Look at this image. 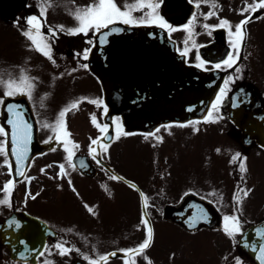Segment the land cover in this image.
Here are the masks:
<instances>
[{
  "label": "flooded vegetation",
  "instance_id": "flooded-vegetation-1",
  "mask_svg": "<svg viewBox=\"0 0 264 264\" xmlns=\"http://www.w3.org/2000/svg\"><path fill=\"white\" fill-rule=\"evenodd\" d=\"M92 2L93 0H54L55 7L48 9L44 31H48V26L56 27L61 24L69 27L75 26L77 21L71 11ZM116 2L123 7L125 0H116ZM248 3H255V0H216L215 8L205 0H201L199 7H196L193 0H163L158 9L160 14L173 25L185 23L192 12L197 14L200 22L195 24V33L189 40L190 50L184 56L186 63L195 67L198 63L197 53L206 61H218L227 52L232 51L227 28L206 29L203 24H218L222 18H227L234 26L245 16L252 17L243 26L246 35L237 61V64L241 66L240 74L234 72L237 65L226 71L214 69L213 63H207L205 69L197 67L205 72L218 74L222 80L221 86L228 75L236 76L230 85V91L224 98L220 120L201 121L199 124L193 123L192 125L170 123L165 124L164 127L158 126L149 132H131L126 136L121 135L118 139L105 140L100 130L91 121V114L95 113L99 123L107 122L106 114L102 111L103 106L96 110V105L83 101L77 109L70 110L74 112L66 114V126L70 132L68 139L79 144V147L74 149L75 156L72 162L69 163L67 152L62 146L63 141L49 142L48 136L54 133L43 123L44 121L54 122L58 114L53 117L47 114L38 113L37 115L31 102H35L36 108L39 105L37 102L39 98L48 93L44 100L48 103L52 101L51 104L58 105L62 110L71 101L82 96L99 97L104 100L101 78L94 76L89 67L85 69L80 66L83 63L88 64V57L85 59L76 55L77 50L93 46V44H88V39L95 41L97 33L72 35L61 31L60 35L52 41L57 67L38 50L29 48L28 44L31 41L21 33V29L26 27L24 18L30 14H39V0H0V24L10 26L15 32L6 36H13L16 42L22 43L24 50L20 53L24 54L25 59L28 58L24 67L30 70L31 75L39 78L34 81L37 85L34 90L36 99H29L26 95H18L14 98L24 97L31 106L36 123L37 143L42 147L28 162L27 167L24 170L21 168L25 176L15 177L19 182L13 185L11 206L0 205V264H43L45 260L49 261V264H90L83 258L82 253L88 252L96 258L97 252L111 253L120 248L133 247L141 242L146 235V226L141 223L145 212L148 213L147 219L154 229V240L144 254H137L133 257L136 264H236L235 257L237 256L243 258L244 264H253L240 246L242 234H237V242L234 244L233 240L223 231V215L234 211L233 195H240L236 192L238 186L251 189L249 195L243 198L241 219L247 221L249 213H254L256 217L254 222L248 224L247 221L243 225L244 232L249 226L264 221V215L258 220V208L260 211L264 210V148L256 141L244 143L241 130L233 123L229 114V106L233 102L234 93L242 89L245 92L237 103L257 106L254 109L256 113L264 111V8H258L255 12L250 10L241 12L240 9L246 8ZM209 11H213L214 15L205 19L202 13ZM135 14L140 15L141 12L138 11ZM17 21H19L18 24ZM162 29L176 44V50L184 47L183 42L189 35L186 30L175 28L169 32L167 29ZM193 42L196 47H191ZM177 52L180 54L179 51ZM32 59H34V64L39 65L29 67ZM73 68L76 71H71ZM61 72L64 73L63 76L59 75ZM49 92L54 93L55 97L50 96ZM119 117L123 125L122 117ZM113 118L108 123L111 124ZM195 120L197 119L193 121ZM197 127L199 131L194 130ZM123 129L126 131L124 125ZM169 131H175L179 136L168 133ZM108 132L113 137L115 136L113 127H110ZM204 133L213 145L212 156L197 152L193 146V139ZM219 134L229 139L231 137L232 146L226 147L221 143ZM97 136L104 140L106 146V150L104 146H100L98 158L102 163H97L88 150L91 138ZM157 136H162L163 142L165 138L178 140L179 146L168 153L163 149L167 142L161 148L155 145L153 150L151 147H146L148 151L145 150V145L140 147L141 142L145 144L153 141L160 142L161 140L156 139ZM126 140L134 141L137 149L147 151L145 178H141L138 170L132 167L133 162L124 161L123 148ZM50 147L55 150L50 151ZM217 148L220 149L219 152L216 151ZM236 152H240L242 157H247L244 172L239 167L240 159L232 160ZM0 156L2 158V161L0 160V199H3L6 195L3 191L4 184L14 176L13 171L11 173L8 171L9 165H5L3 161L7 158L12 169L15 163L11 161L9 155L5 157L3 153H0ZM76 158L78 160L74 162ZM251 159L256 161V166L251 164ZM81 161L85 166H81ZM60 164L65 165L63 174L60 172ZM24 165L26 163L20 167ZM251 166L255 167L256 183L252 182ZM178 168L182 169V175L184 173V181L201 182L207 185V190L198 192L188 190L184 193L178 191L177 183L173 182L177 179ZM29 177L31 179H28ZM69 179H71V184ZM231 182L233 191L229 187ZM133 184L136 185L135 188L132 187ZM217 192L223 194V201L219 204L216 202L219 197L214 195ZM141 193L148 198L146 208ZM206 196L208 199H205ZM252 196L255 198L251 200ZM127 200L130 204L124 203ZM254 200H256L255 205L250 207V202L253 204ZM191 203L206 209L212 218L211 221L200 220L194 227L189 228L173 217V213H178V216L187 215L183 211ZM88 206H91V212ZM195 214H198V211ZM135 217L139 218L138 226L143 237L135 238V231L124 245L117 244L106 251L87 249L69 235L71 232L66 231L69 228L99 230V221H104L102 228L107 227L119 233L125 228L133 229ZM111 219L115 222H111ZM15 221H19V224L17 225ZM169 222L182 232H178L180 235L174 233L175 237L170 245L159 247L163 233L159 234L158 230L162 231L163 225ZM22 234L35 235L38 242L44 237V243L41 246L39 243L33 245L29 242L13 245ZM61 238L69 247L75 245L70 254L60 255L59 250L55 249V243ZM139 238L141 240L135 243V240ZM187 238L195 240L188 243L192 245L190 249ZM208 241L209 246L205 253L202 249ZM45 245L51 249L50 253L45 251ZM12 247L28 248L29 252L26 256L36 255V258L31 261L23 258L15 260L10 250ZM38 248L40 252H44V255H39ZM76 248L80 251L77 252ZM194 252L196 254H193ZM124 255L122 252H117L116 256L106 258L103 264H111L113 261L125 264V261L121 259ZM128 255L131 256V254Z\"/></svg>",
  "mask_w": 264,
  "mask_h": 264
},
{
  "label": "snow or ice",
  "instance_id": "snow-or-ice-1",
  "mask_svg": "<svg viewBox=\"0 0 264 264\" xmlns=\"http://www.w3.org/2000/svg\"><path fill=\"white\" fill-rule=\"evenodd\" d=\"M163 0H125V3L120 6L116 0H93L92 3L86 6L77 7L75 10L71 11V14L76 19L77 24L75 26H65L63 24L58 25L56 27L48 26V31H44V26L47 18V12L49 7H55L54 0H39L38 8L39 14H30L25 17L26 27L21 29L22 35H24L29 41L28 47L31 49L38 50L44 57L48 58L49 61L53 65L58 67L57 61L54 56V49L52 47V41L60 35V32L63 31L67 34L79 35L85 34L87 35L89 32L101 33L102 29H107L109 25H111V32H122L125 31L124 28L118 27L116 22H123L125 25H158L161 28L167 29L169 32H172L175 28H181L188 32V36L184 40V47L178 48L177 51L180 52L182 56H186L190 50L189 40L192 39L193 34L195 33V24L200 21L197 19V14L195 12L191 13V16L187 21L181 25H173L171 24L163 15L158 11L160 4ZM196 7H199L201 0H193ZM205 2H210L212 7H216V0H205ZM258 8H264V0H255V3H248L246 8L240 9L241 12L251 11L255 12ZM141 12L140 15H136V12ZM205 19L214 15L213 11H209L207 13H202ZM252 18L250 16H245L234 26L230 23L227 18H222L218 24H203V27L206 29H214L225 27L227 28L229 39H230V47L232 51L226 53L224 57H222L218 61H206L201 58L200 54L197 53L196 56V66L205 69V65L207 63H213L214 69L216 70H224L226 71L229 68H233L234 65H237L234 68V72L236 74L241 73V66L237 64L239 60L240 49L243 45V41L245 38V30L244 25L247 21ZM258 18V17H256ZM19 21H17V24ZM107 32H103L99 37V42L101 44L106 43L105 37L107 36ZM88 44H94V41L89 38ZM191 47H196V44L193 42ZM91 52L90 47H85L82 50H77L76 55L82 56L87 59L89 53ZM190 63H192L190 61ZM82 68L87 69L89 65L87 63H83L80 65ZM212 70V69H206ZM71 71H76L73 68ZM60 76H63L64 73H59ZM38 77H35L30 74L29 70L20 66V70L18 73L14 71L8 70H0V89L3 90V96H0V106L6 107V121L7 125L0 124V153H3L5 157L9 155V142H10V152L11 155L15 158V174L13 178L8 179L4 184L3 191L6 193L3 199H0V205L7 204L11 206V193L14 183H18L19 181L15 179L16 176H25V172L21 170V165L25 164L29 160L30 154V144L33 139V125L29 122L27 118L23 115L21 105L15 103H7L5 105V98L7 97H17L18 95H26L29 99H36L34 96V90L36 88V84L34 81L38 80ZM236 79L235 75H228L224 81L223 86L219 87V91L215 93L214 99L209 102L208 107L205 109V114L199 119L193 121H181L175 122L176 124L181 125H192L193 123L199 124L201 121L203 122H214L218 121L222 118L221 108L224 101V98L227 96L230 91V85ZM48 93L44 94L46 97ZM44 97H40L37 101L39 106L42 108L45 106ZM83 101H89L97 107H101L103 113L108 112V106L104 102L103 99L96 97H88L82 96L78 99L71 101L67 106H65L62 110L59 111L54 122L49 123L48 121H44V126L49 127L54 135L48 136L47 140L49 142L53 141H63V148L67 152L68 162L71 163L73 157L75 156L74 149L79 147V144L74 140H69L70 132L67 128V119L66 114L72 110L77 109L79 105ZM193 106H190V108ZM92 123L100 130L101 135H103L105 140H110L112 138H119L121 135H129L127 131H124L123 125L120 123V117H114L113 122L110 124L108 122L99 123L97 119V115L95 113L91 114ZM7 126H10V132ZM110 127L114 128L115 136L108 132ZM164 127V125H161ZM195 131H199V128H195ZM159 131V129H157ZM149 135V134H146ZM156 139L163 140L162 136H157ZM100 146H104L106 150V146L104 145V140H101L100 136L91 138V143L88 145L89 153L92 158L96 160L97 163H102V161L98 158ZM50 151L55 149L51 148ZM217 152L220 151L219 148L216 149ZM240 159L239 167L242 172L246 171V160L247 157H242L240 152H236L232 156V160L236 161ZM3 163L5 165H9L8 171L11 173L13 171L10 161L6 158ZM81 166H85L84 162L81 161ZM61 174L64 173L65 165L60 164L59 166ZM43 171V169H41ZM28 179H31L30 177ZM69 183L71 184V179H69ZM107 187V186H105ZM132 187H136L135 184ZM192 191V189H189ZM236 192H239L240 195H233L234 201V211L232 213H225L223 215V231L233 240L235 244L237 234L244 233L243 225L247 223V221L241 219V214L243 211V198L248 196L251 192L250 188H240L239 186L236 189ZM78 194V193H77ZM111 194V193H110ZM145 208L148 204V198L143 193H141ZM214 195L219 197V200L216 202L222 203L223 194L222 193H214ZM205 199H208L206 196ZM199 207V206H198ZM88 210L91 212V206H88ZM148 213H144V217L142 218L141 223L146 226V235L142 239L141 242L134 245L133 247H124L118 250H114L111 253H103L100 254L97 252L96 258L90 255L88 252L82 253L83 258L88 260L90 264H103L106 258H111L117 255V252H122L125 255L121 257L125 261V264H136L135 257L137 254H144L145 250L150 247L154 240V229L150 224V221L147 219ZM210 215L206 209H200L198 214L190 217L189 224L190 226H195V223L200 220H209ZM18 225L19 221H15ZM66 231L71 232L72 229L69 228ZM255 236L259 238V243L256 240L250 241L247 236H243L242 243L245 247L250 248L253 253L256 255V259L259 261V264H264V227H256L254 229ZM55 249L59 250L60 255H64L65 253H71L72 248H75V245L69 247L61 238V240L57 241L54 245ZM45 251L51 252L46 245L44 246ZM76 251L79 252L80 249L76 248ZM128 254H131L129 256ZM19 255L26 259V252H20ZM39 255H44V252H40ZM150 261V258H148ZM236 264H244L243 258L240 256L235 257ZM43 264H49V261L45 260Z\"/></svg>",
  "mask_w": 264,
  "mask_h": 264
},
{
  "label": "water",
  "instance_id": "water-1",
  "mask_svg": "<svg viewBox=\"0 0 264 264\" xmlns=\"http://www.w3.org/2000/svg\"><path fill=\"white\" fill-rule=\"evenodd\" d=\"M116 25L125 31L111 32V25L102 29L97 34V41L89 56L91 71L102 81L105 103L108 106L107 119L111 120L113 115H120L127 130L148 131L163 123L202 117L209 102L219 91L220 76L187 65L183 57L176 53L175 45L166 32L157 26ZM103 32L108 33L105 37L107 42L101 44L99 37ZM128 49L130 52L127 54ZM240 93L233 97V104L230 106L231 119L242 130L244 141L256 140L264 147V112L256 114L253 107L239 105L237 101ZM7 103L22 106L20 110L32 123L33 131L35 124L26 100L7 99L5 105ZM4 115L3 123H7L5 106ZM37 150L39 146L33 135L29 160ZM9 153L11 155L10 142ZM12 158L15 160L14 156ZM200 209H203L200 205L191 203L183 211L187 215L178 216V213H173V217L193 227L190 226L189 219ZM211 219L201 221L209 222ZM256 227H264V222L251 226L243 236L259 243L254 232ZM243 236L240 244L246 255L259 264L253 251L242 243ZM21 238L33 245L39 243L41 246L44 243V237L38 242L32 234H22ZM19 239L13 245H19L22 240ZM23 251L26 250L13 248V257L20 258L19 253Z\"/></svg>",
  "mask_w": 264,
  "mask_h": 264
},
{
  "label": "rangeland",
  "instance_id": "rangeland-1",
  "mask_svg": "<svg viewBox=\"0 0 264 264\" xmlns=\"http://www.w3.org/2000/svg\"><path fill=\"white\" fill-rule=\"evenodd\" d=\"M1 18V15H0ZM1 23V22H0ZM13 33H15L10 26L6 27L3 24H0V70H8V71H14L16 73L19 72L20 70V66H25L27 63V59H25V56L23 53H20L21 51H23V46L21 42H16V40H14L13 36L9 37L6 35H12ZM17 55V56H16ZM37 66L39 64H34V59H32L29 62V67L31 66ZM30 71V70H29ZM34 71V70H31ZM37 72V71H36ZM38 74V72H37ZM49 95L52 97L54 96V93L49 92ZM0 96H3V90L0 89ZM52 101H50L49 103L47 101L44 100V107H40L39 105L34 106V101L31 102L32 108L34 110V112L38 115L39 114H47L50 116H54L57 115L60 111V108L58 107V105H54L51 104ZM96 110L98 109V107L96 106L95 108ZM74 111H69L68 113H71ZM0 117H1V106H0ZM181 133H183V131H180ZM168 133H173L174 135H177V132L175 131H169ZM179 136V135H177ZM225 136V135H224ZM85 140V139H83ZM219 141L223 144H225V146H232V138L230 137V139L228 137H222L219 134ZM125 143V147L124 149V161L128 162V163H132L133 162V166L135 167L136 170H138V173H140V177L141 178H145L146 177V173H147V169H146V160H145V155H147V151L149 149H146V147H151L152 150L154 148L155 145L157 146H161L166 143L163 146L164 151H167V153L170 150L175 149L177 146H179V142L178 140H168L165 138V141H153L151 143H143L141 142L139 145L140 147H142L143 145H145V150H139V148L137 149V146L135 145L134 141L130 140H126L124 141ZM130 142V143H129ZM118 145V144H117ZM116 145V146H117ZM193 146L195 148V150L199 153H204L207 155L212 156V152L214 151L213 149V145L209 142V138L207 136V134H202L199 137H196L193 139ZM141 149V148H140ZM134 152V153H133ZM4 157V156H3ZM0 160L2 161V158L0 156ZM251 164L256 166V161L255 160H250ZM146 169V170H145ZM141 170H143V172L141 173ZM182 169L178 168V175H177V179L174 180L173 182L177 183V190L181 191V192H185L188 191L189 189H192V191H199V190H207V185L201 183V182H196V181H184V173L183 175L181 174ZM251 172L253 173V177H252V182L256 183L257 179H256V172H255V167L251 166ZM229 187L232 189L233 191V183L231 182L229 184ZM255 197L252 196L251 200L254 199ZM255 201L252 204V202H250L251 206L253 207V205H255ZM124 203L130 204L129 200L125 201ZM263 211H260V209L258 208V220L261 219V216L264 215ZM256 213V212H255ZM256 220L255 214H248V224H250L251 222H254ZM111 222H115L114 219H111ZM92 223V222H91ZM100 224V229L96 230H72L71 233H69V235L73 236L77 241H79L81 244H83L87 249H92V250H98V251H106L108 248L111 247H115L117 244L119 245H124L125 241L130 239L134 232L135 233V238H138V236L143 237V233L141 232L139 225V218L135 217L134 218V224L135 226L133 227V229H127L125 228L123 232H119L117 233V230H113V229H108L107 227H103L104 221H99ZM141 232V233H140ZM178 232H182L181 229L176 228L173 224L169 223H165L162 227V231L158 230L159 234L163 233V239L160 240L159 242V247H166L168 245H170L173 242V239L175 237L174 233H178ZM156 233V234H158ZM176 235H180V233L176 234ZM141 239L139 238V240H135V243H137L138 241H140ZM187 244L190 242H194L193 240H191L190 238H187ZM209 240V239H208ZM177 243H175L176 245ZM192 245L188 244V248L190 249ZM209 246V241L207 242V244L205 245V247H203L202 251L203 252H207V248ZM1 252V251H0ZM193 254H196V252H194ZM111 264H121L119 261L118 263H114V261Z\"/></svg>",
  "mask_w": 264,
  "mask_h": 264
},
{
  "label": "bare ground",
  "instance_id": "bare-ground-1",
  "mask_svg": "<svg viewBox=\"0 0 264 264\" xmlns=\"http://www.w3.org/2000/svg\"><path fill=\"white\" fill-rule=\"evenodd\" d=\"M129 52H130V51H129V49H128L127 54H128Z\"/></svg>",
  "mask_w": 264,
  "mask_h": 264
}]
</instances>
